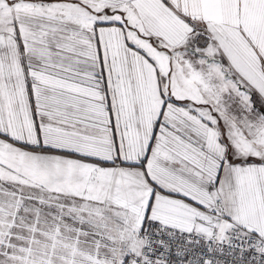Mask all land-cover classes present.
Instances as JSON below:
<instances>
[{
  "label": "snow or ice",
  "instance_id": "obj_1",
  "mask_svg": "<svg viewBox=\"0 0 264 264\" xmlns=\"http://www.w3.org/2000/svg\"><path fill=\"white\" fill-rule=\"evenodd\" d=\"M0 264H264V0H0Z\"/></svg>",
  "mask_w": 264,
  "mask_h": 264
}]
</instances>
